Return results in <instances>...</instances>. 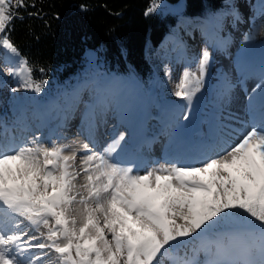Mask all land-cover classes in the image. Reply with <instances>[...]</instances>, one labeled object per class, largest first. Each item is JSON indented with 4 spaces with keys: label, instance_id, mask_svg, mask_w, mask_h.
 Returning <instances> with one entry per match:
<instances>
[{
    "label": "snow or ice",
    "instance_id": "snow-or-ice-1",
    "mask_svg": "<svg viewBox=\"0 0 264 264\" xmlns=\"http://www.w3.org/2000/svg\"><path fill=\"white\" fill-rule=\"evenodd\" d=\"M160 6V0H152L144 14ZM26 7V0H0L5 59L0 73L17 82L13 93L39 95L47 81L34 78L33 67L10 38L12 21ZM260 12L264 16V2ZM229 14L239 20L234 10L224 13ZM258 37H264V21H254L243 40L250 44ZM209 61L205 48L195 70L185 69L172 93L189 108L205 84ZM259 78L252 89L259 100L250 96V119L242 127L221 124L193 161L166 160L143 174L123 158L125 131L100 150L93 135L97 117L116 102L114 78L97 75L73 87L63 120L83 106L88 136L82 142L48 143L41 134H29L26 124L19 136L13 134L18 121L5 125L0 264H264V62ZM231 87L226 83L225 93ZM79 178L84 183L77 185Z\"/></svg>",
    "mask_w": 264,
    "mask_h": 264
},
{
    "label": "trees",
    "instance_id": "trees-1",
    "mask_svg": "<svg viewBox=\"0 0 264 264\" xmlns=\"http://www.w3.org/2000/svg\"><path fill=\"white\" fill-rule=\"evenodd\" d=\"M179 1L160 0L157 11L146 16L152 0H26L10 38L33 67L34 78L47 81L41 94L31 95L46 102L82 78L116 74L136 81L161 104L180 102L167 86L166 38L183 19L222 18L231 0H182V7ZM262 45L264 37L251 43Z\"/></svg>",
    "mask_w": 264,
    "mask_h": 264
},
{
    "label": "bare ground",
    "instance_id": "bare-ground-1",
    "mask_svg": "<svg viewBox=\"0 0 264 264\" xmlns=\"http://www.w3.org/2000/svg\"><path fill=\"white\" fill-rule=\"evenodd\" d=\"M262 2L264 0H231L228 11L231 13L234 10L238 13L239 20L229 14L223 29L215 30L206 26V22L195 26L188 24L178 26L183 59L186 61L194 59L204 43H208L215 51L213 66L216 69V75L210 82L209 101L200 112L204 131L197 141L182 139V130L175 123L176 112L179 108L166 112L163 119L150 118L149 106L147 102H144V95L139 87L121 76H109L116 81L118 95L111 109L97 117L93 129L97 148L102 149L115 134H118V130L125 131L127 143L122 154L123 158L125 161L134 162L143 174L152 150L162 152L170 160L179 159L181 162H191L212 143L221 124H230L232 128H240L249 121V98L255 95L256 101L259 100V92L253 94L252 89L259 83L260 67L264 62V46L250 49L249 45L244 43L243 37L254 21L257 24L264 21V16L260 12ZM226 83L232 85L227 93H225ZM127 90L130 92L129 95ZM39 111H41V116L45 115V118L39 122L37 130L29 127L31 129L29 134H41L46 141V136L52 133V129L45 131L48 117L43 110L39 109ZM62 115L59 117L61 118ZM230 116L234 119L229 120ZM109 121L112 122V126L108 133L104 134L103 125ZM10 123L1 122L2 131L5 125L11 128ZM22 126L18 125L13 134L21 135L18 129ZM104 135L105 139H102ZM57 136L65 143L71 144L73 141H84L88 136V131L86 127H82L81 122L73 136ZM181 141L184 142L180 144ZM172 151L175 154L168 156ZM76 183L79 185V180ZM165 264L168 262L165 261Z\"/></svg>",
    "mask_w": 264,
    "mask_h": 264
},
{
    "label": "rangeland",
    "instance_id": "rangeland-1",
    "mask_svg": "<svg viewBox=\"0 0 264 264\" xmlns=\"http://www.w3.org/2000/svg\"><path fill=\"white\" fill-rule=\"evenodd\" d=\"M176 9V8H173ZM172 10V8H170ZM226 13H229L228 6L226 8ZM228 15H223L222 18L213 20L210 23L206 22V26L212 27L213 29H223L226 26ZM201 20H181L179 25H198L201 24ZM178 25V26H179ZM249 45V44H248ZM264 46V45H263ZM260 47H252L250 43V48H262ZM207 48L209 54H210V61L207 68V73L205 77V84L201 91L197 93V95L193 99V103L191 107L187 105V103L183 100H181L179 103H171L170 101L166 102L165 104H161L159 101L151 98L149 95H146L142 88L134 81H130L128 78V82L135 83L141 92L144 95V102H147L149 106V117L153 119H163L166 112L172 111L173 109L179 108V110L176 112L175 116V123L178 128L182 130L183 140H191V141H197L199 136L203 133L204 127L202 123V117L200 112L205 107L206 103L209 101V98L211 96L210 92V82L213 80V77L216 75V69L213 66V61L215 57V51L212 49V47L208 43L202 44L201 50L198 53L197 56L194 57V59L190 61H186V59H183V50L181 47V38L178 36V27L174 33L173 36H169L166 38L165 44L163 45L162 49L167 52V57L164 60L165 67L168 70L167 75V86L168 89L173 93L176 87V84L179 82L183 72L185 69H192L195 70L196 64L198 63V60L201 56L202 51ZM5 63V59L0 56V65ZM96 74L90 79L96 77ZM104 76V75H100ZM84 79L78 81L82 82ZM77 82V83H78ZM127 82V83H128ZM76 83V85H77ZM75 85V84H74ZM17 87V82L13 80L11 77L5 76L2 73H0V123L6 122L10 124H13L14 121H18V125H27L28 127H32L33 129L37 130V125L41 120H44L45 115L41 116V111L39 109L43 110L46 113V116L48 117V121L46 124L45 131H48L49 129H52L49 135L52 137L51 140H59L61 143H65L62 138L58 137L57 135H71L78 130L81 122V112L83 111V106H81V109L79 112H77L75 115L72 116V118L68 119L67 121H63V115L60 118L61 114H63L62 109L67 102L68 99H70V94L73 89H64L59 88L57 90L56 96L51 98V101H46V103L35 99L30 91L21 90L19 92L13 93L11 91L12 88ZM128 95L129 91L127 90ZM127 95V96H128ZM84 99H88V93H84ZM188 113L189 119L185 121L183 119V114ZM42 119H41V118ZM1 126V124H0ZM112 126V122L109 121L108 123L103 125L102 132L104 134L108 133ZM123 131V130H122ZM0 132H2V128L0 127ZM37 132V131H36ZM120 132V130H118ZM105 139V135L102 137V139ZM51 140H47L45 142L50 143ZM184 141H181L180 144H182ZM101 147L98 148L100 150ZM175 152H170L168 156H173ZM150 155V160L147 162V164L144 167V171L152 167L156 163H163L166 160H170L167 158L162 152H155V150H152ZM79 163V161H77ZM79 185L84 183V180L82 178H79ZM81 192L84 191V189H80ZM86 194V193H85Z\"/></svg>",
    "mask_w": 264,
    "mask_h": 264
},
{
    "label": "water",
    "instance_id": "water-1",
    "mask_svg": "<svg viewBox=\"0 0 264 264\" xmlns=\"http://www.w3.org/2000/svg\"><path fill=\"white\" fill-rule=\"evenodd\" d=\"M182 4H183V1H182V0L179 1L178 5H179L180 7L182 6Z\"/></svg>",
    "mask_w": 264,
    "mask_h": 264
}]
</instances>
